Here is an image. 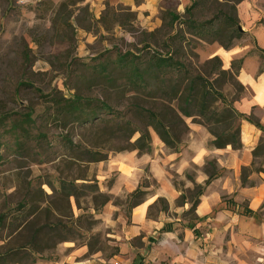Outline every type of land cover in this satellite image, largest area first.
I'll list each match as a JSON object with an SVG mask.
<instances>
[{
	"label": "rangeland",
	"instance_id": "obj_1",
	"mask_svg": "<svg viewBox=\"0 0 264 264\" xmlns=\"http://www.w3.org/2000/svg\"><path fill=\"white\" fill-rule=\"evenodd\" d=\"M193 1L162 0L151 12L106 5L95 16L87 0H0V264H73L69 257L77 249L85 255L74 262L91 255L110 259L135 205L151 200L149 218L162 212L178 224L195 225L197 185L187 181L208 170L232 179L212 156L202 168L191 165L184 177L167 164L173 154L188 160L198 150H213L206 128L177 112L175 70L155 72L146 88L126 81L146 69L151 56L172 54L234 110L250 97L237 79L240 66L232 79L212 74L218 73V64L209 63L214 58L232 71L223 69L219 43L193 38L180 26ZM249 1L254 5L236 8L244 32L264 26V17L250 10L264 8V0ZM217 12L204 11L195 20ZM223 39L252 46L249 53L261 58L264 70L250 33ZM77 101L80 110L69 113ZM148 112L172 118L176 142L160 140ZM163 175L181 193L178 200L160 196ZM222 198L233 212L247 209Z\"/></svg>",
	"mask_w": 264,
	"mask_h": 264
},
{
	"label": "crops",
	"instance_id": "obj_2",
	"mask_svg": "<svg viewBox=\"0 0 264 264\" xmlns=\"http://www.w3.org/2000/svg\"><path fill=\"white\" fill-rule=\"evenodd\" d=\"M162 0H87L95 16L101 14L106 5H124L134 10L156 11ZM254 5L243 0L238 8ZM258 7V6H256ZM258 16L264 17V8H250ZM255 38L258 50L264 51V26L252 27L246 31ZM245 32V33H246ZM252 46H234L223 50L221 56L223 69L230 70L235 60H242L238 70V81L251 92L249 98L241 99L235 109L238 113L254 116L264 129V71L260 72L262 60L257 54L249 53ZM224 58V59H223ZM258 113V114H256ZM264 133L249 122H240V142L242 148L198 150L186 160L180 154L170 156L167 164L177 176H183L189 167L202 168L209 156L216 159L220 169L231 172L232 179L214 175L208 184L205 172H196L192 180H185L191 185L202 186L195 209V225L178 224L158 212L156 218H149L148 212L153 202L145 201L135 208L129 224L117 244V254L110 259L98 255L80 261L75 260L85 255L83 249L71 252L73 264H264V156L254 158V148L263 140ZM249 169L246 185L236 180L237 172ZM159 179L160 196L173 202L181 193L164 175ZM227 196L239 209L247 204L250 214L231 211L222 198ZM140 210L138 215L135 211ZM74 259V260H73ZM36 264H48L38 261Z\"/></svg>",
	"mask_w": 264,
	"mask_h": 264
},
{
	"label": "trees",
	"instance_id": "obj_3",
	"mask_svg": "<svg viewBox=\"0 0 264 264\" xmlns=\"http://www.w3.org/2000/svg\"><path fill=\"white\" fill-rule=\"evenodd\" d=\"M242 2L243 0H224L222 3L218 0H194L185 9L184 15L187 19L181 20L179 24L191 37L205 42H218L224 50H230L234 46L231 43H225L223 37L230 35L231 38H241L246 35L244 31L240 32L238 30L239 23L236 15V8ZM211 10H218L219 12L216 15H212L211 19L207 21L196 22L195 17L197 14ZM172 18L175 21L179 20V17ZM258 51L261 56H264L263 50ZM209 63L218 64L213 69L218 73H212L216 78L229 75L230 79H232L236 74L234 73V68L239 67L241 61L232 63L231 72L222 70L220 61L217 58H214ZM162 70L165 73L167 70H175L174 72L177 77L176 88L179 90L182 87L179 93L177 92L178 90L174 92L175 100L177 101V112L182 117L191 118L193 122H198V124L206 128L208 133L213 137L210 143V147L213 149H224L230 146L233 150H240L242 148L240 142V122L242 120L249 122L264 133V129L260 127L254 116L238 113L229 104H226L224 97L220 93L209 84H203L201 78L191 77L189 72L186 71L185 66L178 59H175L172 54L151 56L148 59L147 68L143 71L136 70V72L127 76L126 81L130 86L137 89L146 88L148 86L146 78L152 77L155 72L156 76H158L160 74L158 72ZM262 71L264 70H260V72ZM237 88L239 91L243 90V87L239 83ZM217 104H221L222 107L219 108ZM80 108L81 102L77 101L69 107L68 112L73 113L80 110ZM168 111L172 114V118L182 122L173 109L170 108ZM147 114L149 115V119H151L150 121L155 133L165 145L168 146L172 142H176L177 139L171 133L172 118L169 120L166 112L158 114L148 112ZM141 139L142 137L136 143ZM261 143L262 141L253 150L255 159L264 156V147ZM137 150L141 151L142 149L137 148ZM247 170L249 169L243 168L241 170V184L243 186L248 182L246 177ZM205 173L208 176L205 184H208L214 178L215 173L210 170ZM136 193L138 194V192H135L133 195H136ZM201 194L202 188L196 186L195 195L199 198ZM198 201L197 199L191 204V210L196 209ZM244 213L248 215L250 211L246 210Z\"/></svg>",
	"mask_w": 264,
	"mask_h": 264
},
{
	"label": "bare ground",
	"instance_id": "obj_4",
	"mask_svg": "<svg viewBox=\"0 0 264 264\" xmlns=\"http://www.w3.org/2000/svg\"><path fill=\"white\" fill-rule=\"evenodd\" d=\"M139 212H140V210H136V211H135V215H138Z\"/></svg>",
	"mask_w": 264,
	"mask_h": 264
},
{
	"label": "water",
	"instance_id": "obj_5",
	"mask_svg": "<svg viewBox=\"0 0 264 264\" xmlns=\"http://www.w3.org/2000/svg\"><path fill=\"white\" fill-rule=\"evenodd\" d=\"M238 30H239L240 32L242 31V29H241L240 27L238 28Z\"/></svg>",
	"mask_w": 264,
	"mask_h": 264
}]
</instances>
